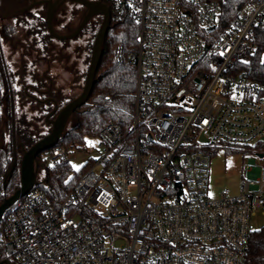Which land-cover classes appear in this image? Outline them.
Here are the masks:
<instances>
[{"label": "built area", "instance_id": "1", "mask_svg": "<svg viewBox=\"0 0 264 264\" xmlns=\"http://www.w3.org/2000/svg\"><path fill=\"white\" fill-rule=\"evenodd\" d=\"M107 1L112 20L130 17L138 26L136 47L114 53L136 68L131 122L100 130L97 157L79 169L77 149L46 150L48 163L80 177L61 204L35 186L6 208L3 257L246 264L254 219L264 214V164L242 178L238 195L225 189L212 198V155L200 147H254L264 139V82L245 68L258 49L264 0H235L232 16L224 11L229 0Z\"/></svg>", "mask_w": 264, "mask_h": 264}, {"label": "trees", "instance_id": "2", "mask_svg": "<svg viewBox=\"0 0 264 264\" xmlns=\"http://www.w3.org/2000/svg\"><path fill=\"white\" fill-rule=\"evenodd\" d=\"M107 4L108 1L104 0ZM2 0H0V5ZM224 11L229 16L236 12L235 0H229ZM224 4V5H225ZM228 6V7H227ZM138 26L136 22L127 17L124 20H112L106 35L100 66L96 76V84L88 102L73 116V123L67 127L58 146L67 149L86 150V139L98 135L106 125L118 123L124 127L129 126L134 112L136 90V68L127 62H117L115 49L122 46L125 51L134 49L137 45ZM257 51L252 55L250 63L245 68L259 81L264 82V26L257 32ZM1 86V85H0ZM10 120V143H0V204L11 197L20 187V172L17 167L12 175L5 181L15 156V139L24 147H31L36 138L29 135L15 123V115H8ZM71 123V122H70ZM238 147L223 145L227 152L251 153L255 147ZM212 155V146L200 147ZM231 149V150H229ZM46 151L37 156L38 168L44 171L43 182L36 187L44 190L58 205L74 189L80 175L73 173V169L62 165H51L44 157ZM3 248L0 247V264H19L14 258L5 259ZM246 264H264V225L254 231L249 239V253Z\"/></svg>", "mask_w": 264, "mask_h": 264}, {"label": "rangeland", "instance_id": "3", "mask_svg": "<svg viewBox=\"0 0 264 264\" xmlns=\"http://www.w3.org/2000/svg\"><path fill=\"white\" fill-rule=\"evenodd\" d=\"M74 8H76L77 10V15L76 17H70V12H72ZM41 9L42 5H37L34 7L33 10L40 11ZM83 11L84 10L80 4L75 2H69L58 12L55 19V23H59V28L61 31L72 33V31L81 23L83 18ZM19 20L20 19L18 18L14 24L18 25L20 23ZM99 27L100 25H93V22H91L78 36L67 40H60L56 39L53 36H48V39H46V41L49 42L48 46L49 44L51 46L48 47L49 52L53 50L52 55H54L55 57L64 55L62 67L59 74L60 80L59 82H57L54 88V93H59V90H61L59 88L71 92V89H68L70 87L73 88L71 92L72 95L79 96L81 94L91 61L93 43L95 40V36L99 30ZM26 38L28 39V41L33 40L34 42L38 40V37L32 38L28 33L26 35ZM1 42L3 43V48L5 49L6 56L10 55V60L13 61L12 53L10 50H8L10 45L8 47L7 43L5 44L3 40H1ZM7 50L8 52H6ZM43 54H45L44 51L42 52V55ZM16 55V61L18 62L19 54ZM35 60V56H25L23 58L24 64L23 69L21 70V74L24 77L25 82H33V75L35 73H38L37 61ZM16 69L17 68L13 70L14 77H17V72H15ZM45 84L47 86L48 83L46 82ZM21 89L22 88L15 87L17 95L15 97L16 113L14 121L16 122L19 128L24 129L29 135L35 137V142H37L43 135L47 134L50 131V128L45 126L43 122V117L38 112L37 105L35 103H31V101L26 100V97L21 96L22 94L19 92L21 91ZM10 119L11 118H9L8 114H6L3 110L0 111V143L2 142L5 145H9L10 143ZM70 122L71 123H69L67 127H70L72 125L73 122ZM99 142L100 138L98 135H92L87 137L86 150L80 151L77 149L73 155L74 157H72L74 160L73 169L81 168L83 162L87 161L90 156H93L94 158L97 157L96 150L98 149ZM210 145L212 146L211 149L213 151L209 187L210 197L217 198L225 189H228L234 196L238 195L241 180L245 176L243 170L244 167L251 164L252 169H254L256 172L260 167L263 166L264 158H260L257 155V150L255 149H253L251 153L244 154L242 152H227L226 148L228 147L223 146L221 144L211 143ZM14 146L15 157L17 159V169L20 172V163L23 156V152L28 148H23L18 140L14 141ZM250 159L254 160L253 163H250ZM97 171L100 170L97 169ZM44 177V171L38 169V182H43ZM254 220H256L258 225L261 226L264 222V217L259 214Z\"/></svg>", "mask_w": 264, "mask_h": 264}, {"label": "flooded vegetation", "instance_id": "4", "mask_svg": "<svg viewBox=\"0 0 264 264\" xmlns=\"http://www.w3.org/2000/svg\"><path fill=\"white\" fill-rule=\"evenodd\" d=\"M32 1L33 0H19L18 3H12L11 0H2V3L0 5V111L3 110L8 115H15V97L17 95L15 87L22 88L21 91H19L22 94L21 96L26 97V100L31 101V103H35L37 105L38 112L43 117V122L45 126L49 127L51 131L52 122L55 120L58 113L65 105H67L77 96L71 94L73 88L70 87L68 89H71V92L59 88L61 89L59 90L60 95L57 92L54 93V88L57 82H59L60 80V75L58 74H60L64 55L57 57L55 62H46L41 59L42 52H45L48 49L49 42L46 41V39H48V36H52L48 31L46 23V11L49 8V4H42V9L39 13H33L32 9L28 12L21 13L23 9H25L29 4L32 3ZM52 1L54 2L56 0ZM100 1L106 3L104 0ZM69 2L71 1L66 0L58 7L55 17L53 19L54 30L57 34L60 35L71 34L61 31L59 28V23H55V19L58 12ZM81 7L83 8L84 13L86 10L85 7L82 5ZM76 15L77 10L76 8H74V10L70 12V17H76ZM18 18L20 19V23L18 25H15L14 23L15 21H17ZM102 19V15H97L93 17L87 23L86 26H88L91 22H93V25H101ZM36 20H39L42 23V33L40 30V35H38V33L35 31ZM76 28L72 31V33L76 30ZM29 32H32V34L36 35L34 36V38L39 37V40H35L36 42H34L33 40L28 41L26 35L27 33L29 34ZM1 40H3L5 44L7 43L8 47L10 45L8 50H10L12 53L13 61L10 60V55L6 56L5 49L3 48V43L1 42ZM13 42H15V44H13ZM8 50L6 52H8ZM16 54H19L18 62L16 61ZM32 55H34L36 58L35 61H37L38 73H35L33 75V82L28 83L25 82L24 77L21 74V70L23 69L24 64L23 58L25 56L34 57ZM53 66L56 70L55 76L52 75ZM15 68H17L15 71L17 72V77L13 76V70H15ZM46 82L48 83L47 86L45 84ZM74 115L75 114H73V116ZM73 116L71 117L70 121L73 120ZM21 146L25 148L22 144Z\"/></svg>", "mask_w": 264, "mask_h": 264}, {"label": "water", "instance_id": "5", "mask_svg": "<svg viewBox=\"0 0 264 264\" xmlns=\"http://www.w3.org/2000/svg\"><path fill=\"white\" fill-rule=\"evenodd\" d=\"M64 1L66 0H56L54 2L52 0H33L32 3L29 4L25 9H23L21 13L28 12L37 5L48 3L49 8L46 11V23L48 31L52 36L60 40L72 39L78 36L93 17L102 15L103 19L93 43L91 61L86 74L85 83L81 94L71 102H69L67 105H65L58 113L57 117L52 122L51 131L47 135L39 139L37 142H35L29 149L24 150L20 163V187L11 197L0 204V219L2 217V214L10 204H12L15 200L25 196L38 184L37 175L39 168L36 161L37 156L40 153L57 146L67 129L71 117L73 116V114H75V112H77L88 102L96 84V76L101 62L104 41L112 22L110 8L106 3L100 0H69L71 2L81 4L85 7L86 10L83 13V19L81 23L73 33L68 35H60L57 34L54 30L53 19L58 7ZM201 140L204 142H208V139L204 135L201 136ZM263 141L264 139L261 140V142ZM258 156L260 158H264V154H258ZM16 167L17 159L14 156L12 166L6 176L5 181H7L8 178L12 175Z\"/></svg>", "mask_w": 264, "mask_h": 264}, {"label": "crops", "instance_id": "6", "mask_svg": "<svg viewBox=\"0 0 264 264\" xmlns=\"http://www.w3.org/2000/svg\"><path fill=\"white\" fill-rule=\"evenodd\" d=\"M29 1V0H28ZM11 2L12 3H18L19 2V0H11ZM34 8H32V12L33 13H39L40 11H38V10H33ZM35 25H36V29H35V31L38 33V35H40L41 33H42V23L39 21V20H36L35 21ZM31 29V28H30ZM40 30H41V33H40ZM29 34H30V36L32 37V38H34V36H36V35H34V34H32V32H29ZM39 38V37H38ZM37 38V39H38ZM39 40V39H38ZM32 41V40H31ZM13 44H15V42H13ZM48 47H51L50 46V44H49V46ZM53 50H51V52H49V49H47V51H45V54H43L42 55V60H44V61H46V62H49V61H53V62H55L56 61V59H57V57H55L54 55H52L53 54V52H52ZM55 74H56V70H55V67L53 66V68H52V75L53 76H55ZM59 75V74H58ZM255 150H257V155L258 154H264V141L260 144V146L259 147H255L254 148ZM253 159H250V163H253ZM244 173H245V175H257L258 174V171H256L255 172V170L254 169H252V166H251V164H249V165H247L246 167H244ZM259 170V169H258ZM259 214H261L263 217H264V214L263 213H259ZM258 214V215H259ZM257 215V216H258ZM256 216V217H257ZM256 221V220H255ZM264 221V220H263ZM257 222V221H256ZM257 225H258V223H257ZM264 225V222H263V224L260 226V225H258V228H260V227H262Z\"/></svg>", "mask_w": 264, "mask_h": 264}]
</instances>
